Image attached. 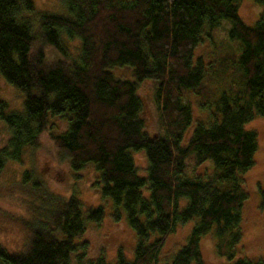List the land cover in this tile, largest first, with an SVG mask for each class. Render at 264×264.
Instances as JSON below:
<instances>
[{"label": "trees", "instance_id": "16d2710c", "mask_svg": "<svg viewBox=\"0 0 264 264\" xmlns=\"http://www.w3.org/2000/svg\"><path fill=\"white\" fill-rule=\"evenodd\" d=\"M253 1L262 11L252 26L239 17L238 0H63L73 19L42 14L34 26L29 0H0V75L23 95L19 113L6 112L0 100L9 133L0 148V172L6 161L21 163L26 148H44L74 176L92 165L99 195L112 201L116 215L117 206L124 209L136 236L131 259L118 252L113 264H158L165 240L191 220L185 244L163 264H203L199 241L211 231L231 261L228 250L239 240L247 196L241 175L254 165L257 150L256 132L244 125L264 116V0ZM23 13L29 18L21 19ZM223 19L230 23L228 38L239 42L236 62L244 87L222 95L218 118L208 125L196 122L182 146L192 123L183 93L204 88V65L201 59L192 62L193 49L204 27ZM62 37L79 40L77 55ZM122 68L128 77L115 75ZM143 80L155 82L161 131L154 137L144 132L136 92ZM140 150L146 177L137 174L130 155ZM188 161H210L212 170L189 176ZM0 200L23 209V216L12 219L26 236L21 250L0 244V264H66L86 218L101 216L97 208L85 218L74 195L51 192L35 165L19 181L0 186ZM5 216L0 211V220ZM84 264L109 263L99 257Z\"/></svg>", "mask_w": 264, "mask_h": 264}, {"label": "rangeland", "instance_id": "374dc122", "mask_svg": "<svg viewBox=\"0 0 264 264\" xmlns=\"http://www.w3.org/2000/svg\"><path fill=\"white\" fill-rule=\"evenodd\" d=\"M33 10L30 12L37 26L38 17L42 14L62 16L73 19L74 16L65 7L63 0H29ZM262 7L253 0H238V15L248 26L256 23ZM29 18L21 14V19ZM230 23L220 20L214 27L205 29L200 35L198 45L193 49L192 62L201 59L204 65L203 84L197 92L186 90L183 93L184 102L189 106L192 123L187 129L182 146L186 145L196 122L204 125L211 124L218 118L216 111L217 100L222 95L233 96L242 91L244 79L237 66L239 42L230 40L227 36ZM208 28V29H207ZM62 43L72 55L79 53L80 43L77 39L62 37ZM119 77H128V69L114 71ZM155 82L143 80L137 86V95L142 103L144 117V132L154 137L160 133V125L153 100ZM0 100L6 104V112L19 113L23 111L22 93L9 84L0 75ZM217 115V116H216ZM59 123L57 127H61ZM246 130H253L257 134V150L254 154V165L241 175L242 189L246 199L242 203L240 218V237L232 250L236 259L261 261L264 264V116L255 117L244 125ZM9 138L6 124L0 119V148L4 147ZM25 158L21 163L6 161L0 172V186L12 184L20 180L22 172L35 165L46 187L53 193L62 196L74 195L79 203L83 215L90 210L101 209V216L97 220H85L84 231L75 238L76 250L70 254L66 264H84L102 257L106 263L117 261L118 252L130 260L136 243V236L127 224L126 213L121 206H117L118 214L109 198H103L95 188L97 172L92 165H86L76 176L66 170L64 164L56 166L54 159L46 150L33 151L26 148ZM136 172L146 177L147 161L144 151H130ZM212 170L210 161L194 165L188 161L189 176H201ZM143 194L146 192L143 190ZM184 202L180 203V207ZM0 211L7 216L0 220V244L8 250H21L26 243V236L14 221L15 217L23 216L20 206L8 201L0 200ZM14 218L15 220H13ZM195 220L175 227L165 240L158 253V264L168 262L170 257L186 242ZM214 231L203 236L199 241V251L203 264H230L231 261L221 254L225 249L217 248V239ZM220 253V254H219Z\"/></svg>", "mask_w": 264, "mask_h": 264}]
</instances>
